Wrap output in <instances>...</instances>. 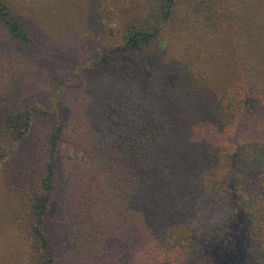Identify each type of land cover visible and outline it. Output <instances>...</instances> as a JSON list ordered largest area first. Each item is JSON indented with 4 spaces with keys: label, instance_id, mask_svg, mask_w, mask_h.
Returning a JSON list of instances; mask_svg holds the SVG:
<instances>
[{
    "label": "trees",
    "instance_id": "16d2710c",
    "mask_svg": "<svg viewBox=\"0 0 264 264\" xmlns=\"http://www.w3.org/2000/svg\"><path fill=\"white\" fill-rule=\"evenodd\" d=\"M238 211L264 264V0H0V264H214Z\"/></svg>",
    "mask_w": 264,
    "mask_h": 264
},
{
    "label": "rangeland",
    "instance_id": "374dc122",
    "mask_svg": "<svg viewBox=\"0 0 264 264\" xmlns=\"http://www.w3.org/2000/svg\"><path fill=\"white\" fill-rule=\"evenodd\" d=\"M75 45V48L68 49V54H73L75 56L80 55V53L88 49L89 42L85 41L81 45L78 42V44L75 43ZM63 152L71 158L81 159L80 153H76L66 146L63 147ZM248 227L249 224L245 216L238 211L228 225L225 244L223 242H217L212 246L211 250L207 252L210 260H212L214 264H250L248 254ZM184 260V257L179 252L175 251L170 255L166 264H183Z\"/></svg>",
    "mask_w": 264,
    "mask_h": 264
}]
</instances>
